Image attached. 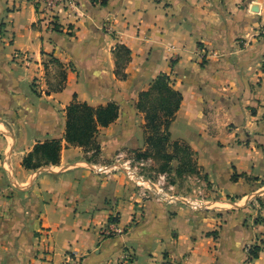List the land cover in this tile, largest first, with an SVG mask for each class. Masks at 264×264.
<instances>
[{
    "label": "crops",
    "instance_id": "crops-1",
    "mask_svg": "<svg viewBox=\"0 0 264 264\" xmlns=\"http://www.w3.org/2000/svg\"><path fill=\"white\" fill-rule=\"evenodd\" d=\"M33 1L0 0V264H264L249 254L264 238V0H70L53 31ZM161 73L182 96L170 140L191 149L207 209L89 167L145 151L137 101ZM73 101L118 107L95 147L65 139ZM51 140L58 162L25 167Z\"/></svg>",
    "mask_w": 264,
    "mask_h": 264
},
{
    "label": "trees",
    "instance_id": "trees-1",
    "mask_svg": "<svg viewBox=\"0 0 264 264\" xmlns=\"http://www.w3.org/2000/svg\"><path fill=\"white\" fill-rule=\"evenodd\" d=\"M121 52V53H119ZM116 73L120 78L125 75L120 71L129 60V51L118 47L115 52ZM121 59V60H120ZM158 94L157 98L155 94ZM153 97V98H151ZM182 96L169 83V76L159 74L146 91L139 94L137 108L144 114V135L146 149L137 157H153L159 162L162 172L171 170V162H176V177L183 173L193 174L197 164L191 160L193 153L184 143L171 141L169 127L179 108ZM118 117V107L114 103L104 106L91 107L73 101L66 109L65 139L69 144L88 147L94 146V137L100 127H106ZM61 145L59 140H51L37 145L33 152L26 156L23 164L28 168H36L59 159ZM261 247L255 244L249 249L252 258L257 257Z\"/></svg>",
    "mask_w": 264,
    "mask_h": 264
},
{
    "label": "built area",
    "instance_id": "built-area-1",
    "mask_svg": "<svg viewBox=\"0 0 264 264\" xmlns=\"http://www.w3.org/2000/svg\"><path fill=\"white\" fill-rule=\"evenodd\" d=\"M34 6L37 12L42 15V22L46 25L48 30H54L57 26L56 13L64 6L73 3L70 0H34ZM68 30V29H67ZM108 31H112L110 27H107ZM264 34V31H263ZM143 166L142 160L138 161L134 159V156H126L124 154H118L109 163L90 164V169L98 175H110L115 173L122 174L130 183H132L139 191L140 195L145 198H152L158 202L170 203L172 201L181 200L183 203L191 206L192 208L207 209L210 207L209 203L204 200H192L185 197H179L173 193V186H166V174H158L157 180L154 181L149 177L139 176L136 172V166ZM115 225L111 223L110 226ZM104 235H110L112 232L118 233L117 228H105L103 230ZM264 249V238L259 239L256 243ZM129 258L127 255L124 257L120 264H128ZM69 264H78L75 259H70ZM164 264H171L166 262Z\"/></svg>",
    "mask_w": 264,
    "mask_h": 264
},
{
    "label": "rangeland",
    "instance_id": "rangeland-1",
    "mask_svg": "<svg viewBox=\"0 0 264 264\" xmlns=\"http://www.w3.org/2000/svg\"><path fill=\"white\" fill-rule=\"evenodd\" d=\"M169 83L171 84L170 78H169ZM158 94L156 93L155 96L157 98H159L157 96ZM153 98V97H151ZM150 158V160H149ZM135 160H142L144 162L143 166H136V172L139 176H143V177H149L152 180L156 181L158 174H166L167 175V179H166V186H173V193L176 194L179 197H185V198H189L192 200H206L209 199V197H206V187L204 185L201 184L200 181L196 180L195 176H196V172H198L199 170L197 169V171L193 174H188L185 173L187 176L190 175V180L183 181L181 182V186H182V193H179L177 191V180L179 179V177H176V174L173 175L171 174V171H165L162 172L160 170V164L159 162H157L153 157H147V158H138L137 156L134 157ZM191 160H193L196 163V160L193 156H191ZM172 165V163L170 164ZM172 167V166H171ZM200 175V173H199ZM178 182V183H180ZM177 187V188H176ZM179 194V195H178ZM204 198V199H203Z\"/></svg>",
    "mask_w": 264,
    "mask_h": 264
}]
</instances>
